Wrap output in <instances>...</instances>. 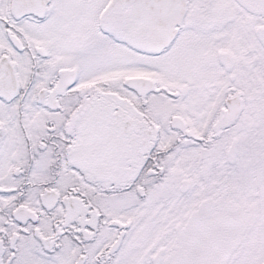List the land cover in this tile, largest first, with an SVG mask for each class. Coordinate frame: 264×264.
Segmentation results:
<instances>
[{"label":"snow or ice","instance_id":"1","mask_svg":"<svg viewBox=\"0 0 264 264\" xmlns=\"http://www.w3.org/2000/svg\"><path fill=\"white\" fill-rule=\"evenodd\" d=\"M0 264H264V0H0Z\"/></svg>","mask_w":264,"mask_h":264}]
</instances>
